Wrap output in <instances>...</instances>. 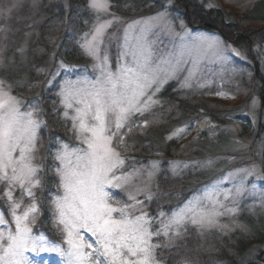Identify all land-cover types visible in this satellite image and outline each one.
Returning <instances> with one entry per match:
<instances>
[{"label":"snow or ice","instance_id":"obj_1","mask_svg":"<svg viewBox=\"0 0 264 264\" xmlns=\"http://www.w3.org/2000/svg\"><path fill=\"white\" fill-rule=\"evenodd\" d=\"M89 7L98 14V22L91 39L86 35L81 47L97 61L99 75L93 80L64 79L58 93L62 116L71 121V130L79 141L75 147L57 141L53 154L58 162L55 173L59 181L51 211L62 243L50 240L43 232L35 234L32 228L41 215L38 193L43 189V169L36 161L38 133L46 122L38 117L34 107L21 110V101L0 80V192L6 204V211H0V264H44L37 260L44 255H56L62 264H161L156 251L161 244L154 238L165 237L164 246L171 247L183 237L187 224L201 229L212 227L218 224L217 217L225 215L218 209L231 214L237 211L226 208L220 200L221 196L228 200L231 190L221 191L213 185L203 195L189 199L167 220L163 219L164 212L158 213L162 219L156 225L145 211L144 200L138 199L144 190L134 184L137 170L120 169L125 163L122 152L128 150L124 137L134 126L140 127L131 120L132 116L151 111L159 103L154 97L164 84L177 79L190 61L191 70L182 87H191L190 81L199 71L203 57L211 54L227 60L226 50L236 56L241 53L230 46L221 48L219 37L193 35L185 29L172 53L154 58L146 36L155 28L174 32L167 14L159 13L127 25L124 50L118 54L113 71L107 55L101 54L112 20L100 22V14L108 12L110 0H90ZM11 12V7L0 9V20ZM180 27H184L183 22ZM5 32L6 26L0 27V33ZM60 67L66 66L61 63ZM142 123L147 127V120ZM183 131L179 129L173 135ZM157 167L153 163V169ZM240 173L244 176L236 186L233 202L243 195L248 176L264 179V169L257 172L255 166L230 172L229 177ZM148 175L151 177L152 173ZM111 189H122L126 200ZM145 199L152 197L146 195ZM260 200L264 206V193Z\"/></svg>","mask_w":264,"mask_h":264},{"label":"trees","instance_id":"obj_2","mask_svg":"<svg viewBox=\"0 0 264 264\" xmlns=\"http://www.w3.org/2000/svg\"><path fill=\"white\" fill-rule=\"evenodd\" d=\"M8 1L11 2L0 0V5ZM230 1L231 5L237 6L238 18L231 9H224L211 0H110L111 11L118 17L132 19L166 13L177 31L186 29L191 33L215 35L223 40L227 49L230 46L241 53L236 56L230 49L226 50L228 66L225 67L229 79L222 83L223 86L219 85L218 79L213 80L215 73L209 72L205 78L204 68L198 84L179 87L175 81L168 82L155 96L159 103L151 111L131 118L140 127L134 126L124 137L128 150L123 151L122 156L127 167L143 173L151 168L153 160H160L152 199L139 198L144 200L146 212L154 222L160 220V212L166 214L163 219L167 220L209 179L216 178L215 170L227 162L223 156L236 148V143L230 140L231 124L238 126L242 138L252 142L255 164L260 170L264 169V29L251 27L246 30L242 26L245 23L264 25V0H258L252 6L245 0ZM94 18L89 0H41L36 9L28 4L12 16V30L17 37L12 46L8 44L5 57L2 62L0 60V78L21 100L22 110L34 107L38 117L46 122V126H41L39 136L42 146L47 145V151L55 138L71 141V145L74 143L71 121L62 116L59 84L56 82L52 88L47 84L61 63L82 68L91 61L81 45L92 29ZM82 73L72 72V77ZM212 81L214 87L209 86ZM221 88L232 95H247L248 101L256 98L261 104L255 112L256 121L237 116L238 107L228 108L218 97L208 98L210 89L221 93ZM195 114L203 115L201 122ZM145 120L147 127L142 123ZM179 129L184 131L173 135ZM205 155L212 157L211 165L203 160ZM44 160L38 161L44 164ZM244 164L249 165V162ZM55 165L53 162V167ZM53 167L51 170L49 166L46 172L51 192L56 195ZM225 169L226 173L232 171L229 167ZM43 181L46 183L45 179ZM41 194L42 220L40 226L35 227V233L49 232L56 241L60 233L55 228L51 211V200L55 195L43 194L46 204L42 205ZM116 195L123 196L120 192ZM5 208L0 192V209ZM253 208L255 210L243 212L238 219L244 230L224 233L219 227L207 230L187 224L183 237L171 247L164 246L165 237L155 238L161 244L156 250L161 264H264V211H261L264 208ZM248 254L253 258L246 259Z\"/></svg>","mask_w":264,"mask_h":264},{"label":"rangeland","instance_id":"obj_3","mask_svg":"<svg viewBox=\"0 0 264 264\" xmlns=\"http://www.w3.org/2000/svg\"><path fill=\"white\" fill-rule=\"evenodd\" d=\"M246 1L248 2L249 6L250 5L252 6L258 0H245V2ZM89 2H90V0H89ZM211 2L213 4H215V3L220 4L224 9H231L232 13L234 15H236L238 18L239 11H237V6L231 5L230 3H232V2L230 0H211ZM40 3H41V0H11V2L8 1V2L2 3L0 5V9H6L9 7L12 8L11 14L8 17H6L5 19L0 20V27L6 26V32L0 33V60H1V62L5 57L6 48H8V44L12 46L14 41H16V37H17V36H15L16 34H15L14 29L12 30V25H11L12 16L20 13V11L22 9H24V7L28 4L32 8L36 9ZM13 5H15V7H13ZM91 10L94 12L95 18H94V22L92 24L93 25L92 29H91V31H89V34L87 35L88 39H91L93 27L98 22V19H97L98 14L92 8H91ZM35 13H36V11H35ZM157 15L158 14L146 16V17H141V18H132V19L121 18V17L116 16L114 13H112L110 7H109V10L107 13L100 14V16H101L100 22H103L105 20H112V24L106 30V33L104 36V43L101 46V54L107 55L108 63L111 66L113 71L116 70L118 54L124 50V48H123L124 33H125V29L127 28V25L132 23L133 21L146 20L149 17H154ZM167 18H168V16H167ZM168 20L171 21L169 18H168ZM171 23L174 26V23L172 21H171ZM242 26H244L246 30L251 28V27H254L257 30L258 29H264V25H262V24L249 25L248 23H245ZM177 34H179V35H177ZM192 34L198 35L195 32ZM182 35H184V31L183 32L177 31L175 29V27H174V32H172V33H169L167 31H163L159 28H155V29H153V31L151 33H149L146 36V42L151 46L152 52L154 54V58H156V57H160L162 55H167L169 53H172L179 44V36H182ZM204 35H206V34H204ZM207 36L216 37L215 35H207ZM130 40H131V37H130ZM220 40L223 42V40L221 38H220ZM84 42H85V38H84ZM221 48L227 49L224 42L221 44ZM224 54H225V56H228L226 51ZM85 56H87L88 59H90L91 61L88 64H85L84 66H82L83 67L82 69H84V71L87 70V72L90 73V75H91L90 77H92L91 79L89 78V76H86L85 78L93 80L99 75V70L95 67V65L97 64V61L94 60L93 57L91 55H89L86 50H85ZM60 65H58V67H57L56 71L53 73V75L56 74L57 72L59 74L55 75V79H53V75H52L50 82L47 84V87L52 88V86L56 83V81L59 80V75L63 71L65 73H68V70L73 71V69H74V68H69L67 66L65 68H61ZM225 66L226 67L228 66V58H227V60H219V59L212 57L211 54H209V56H207V57H203L201 60V63H200L199 71L196 73V75L190 81L191 86H194L193 84H198L199 81H201L200 75H201V73H203L202 69H204V68H206L205 74L207 73L205 78L207 76H209L208 75L209 72H211L213 74L215 73V75H214L215 77L212 76L213 80L218 79L219 85L223 86L222 83L225 84V81L227 79V73H226V67ZM190 70H191V62L189 61L188 63H186L184 65L183 71H181L178 74V78L177 79H170L168 82L175 81L176 83H178L179 87H180V85L182 86L184 83V79L188 76V72ZM65 75H67V74H65ZM81 79H83V77H81ZM0 80H2V79L0 78ZM209 86L210 87L215 86L213 81L209 82ZM5 87L10 91V89L6 85H5ZM215 92H216V89H210L208 98H212L211 96L218 97L221 101H223V103H225V106H227L228 108L238 107L237 108L238 109L237 110V114H238L237 116H239V117L240 116L241 117H251L252 121L253 120L256 121V115H255L256 113L255 112L259 109V107H261L260 102L256 98H253V99L248 101L247 100L248 97H246L247 95L246 96H238L237 94L232 95L231 93H229L223 89H222L221 93H223L224 95H218V93H215ZM17 99H19V98H17ZM154 99H155V97H154ZM206 100L208 101L209 99H206ZM253 101H255L254 104H253ZM20 107L22 110L21 105H20ZM70 114H71V112H70ZM195 117H197L200 120V122H201V119H203L202 114H195ZM232 123H234V122H232ZM202 125H203V123H202ZM212 126H215V125H212ZM229 126H230L229 131H232V135H231L230 140L232 142L236 143V148L233 152L231 151L232 152L231 154H227V155L223 156V158H225L227 160V162H226L227 166L226 165L223 167L219 166L220 168L218 167L215 170L216 171V178L215 179L214 178L209 179V181L192 196V198H193L194 196L203 195L204 190L207 188H210L213 185H218V188L221 191L231 190L232 195L229 197L228 200H224L222 196L220 197V200L226 206V208H236L237 211L235 212V214L227 213L225 209H218L221 212H225V215L217 217V220H218L217 225L204 228V229L209 230V229L219 227L221 230H223L224 233L225 232L231 233V232H235L238 230H244V225L238 220L240 218L241 214L243 212H245V213L251 212L252 211L251 208H253L255 206L258 208H264V206L261 205V200H260L261 193H264V187L262 186V185H264V179H257L256 176H251V175L248 176L245 180V191H244L243 195H241L239 197H235V202H233V197L235 194L236 186L239 184L240 178L244 176V173H240L239 176H235V177H229V173L230 172H236L238 169H242V168L252 169L253 166H255V165H256L255 170L257 172H259L261 170L259 169L257 164H255L256 159H255V156L251 150V147L253 146L252 142H249L248 140H246L245 138H242L240 136L239 129H238V126L236 124H231ZM39 133H40V130H39ZM39 133H38L39 153H38L36 162L38 164H40L38 161L39 159H40V161L44 160V159L45 160H44V164H42L43 189H42V191H40L38 193V197L42 193L41 194L42 205H45L46 203L44 200V195L45 196L55 195L53 192H51L52 191L50 188L51 186H49V184H48L49 174L46 171L49 169V166L51 167V170H52L53 161L49 162V160L53 159L52 154H54L55 152L51 154L50 151H51V146H53L58 140L55 138L56 140L51 142L50 150L47 151L46 150L47 145L42 146L43 143L41 141ZM75 140H73L74 143H72V145L69 143L68 144L70 146H73V147L78 146L79 141L76 138H75ZM44 153H45V156H44ZM42 156L44 158H42ZM211 158L212 157H210V155L209 156L205 155L203 157V160L205 159V161L208 162L209 165H211L212 164ZM218 158H221V157H218ZM229 162H232V163H229ZM245 162H249V165H245L244 164ZM153 163H156L158 165V167L153 169ZM214 163L215 162H213V165H214ZM235 164L236 165L239 164L237 168L235 167ZM159 165H160V160H153V162L151 164V168L144 170L143 173H140V171H137L138 174L135 177L134 184L136 186L143 188V190H144V195H140L138 197V199L140 197L146 196V195L152 196V194H153L152 187H153L154 182H155V178L157 175L156 173L159 169ZM45 167H47V168H45ZM227 167L231 168L232 171H228V173H226L225 168H227ZM120 171L131 172L132 170L127 167V163L125 161V163L122 166V169H120ZM149 173H152L151 177H149V175H148ZM218 175H219V177H217ZM50 177H51V174H50ZM43 179L46 180V183L43 181ZM250 182H252V183H250ZM253 185H255L254 190H253ZM111 191L114 194L118 191H120L122 194H124L122 189H111ZM16 195H18V192L16 193ZM119 198L122 200H124V199L126 200V196L125 197H119ZM248 205H249V207H248ZM181 207H183V206H181ZM144 208H146L145 205H144ZM253 210H255V209H253ZM0 211H6V208L0 209ZM261 211H264V209H261ZM41 218L42 217L39 216L36 220V223L34 225H32L34 233H35V227L40 226V222L42 220ZM161 219H162V217H160V220ZM41 232H43L46 236H47V234H49V232H45V231H41ZM87 238L88 237H86V239ZM57 243H62V241L57 242ZM64 247H66V245H64ZM250 257L253 258V255L248 254L246 259H251ZM40 258H43L42 260L45 261L44 264H47V262L49 260H50L51 264L52 263L62 264L61 259L56 255H44Z\"/></svg>","mask_w":264,"mask_h":264}]
</instances>
